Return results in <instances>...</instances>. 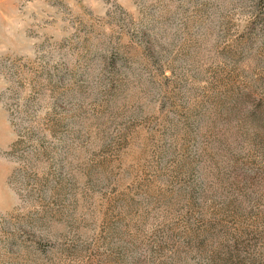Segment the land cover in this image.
<instances>
[{
    "label": "rangeland",
    "instance_id": "1",
    "mask_svg": "<svg viewBox=\"0 0 264 264\" xmlns=\"http://www.w3.org/2000/svg\"><path fill=\"white\" fill-rule=\"evenodd\" d=\"M0 264H264V0H0Z\"/></svg>",
    "mask_w": 264,
    "mask_h": 264
}]
</instances>
